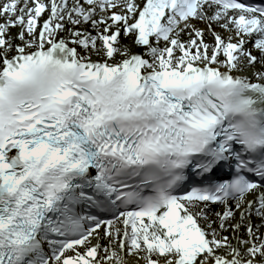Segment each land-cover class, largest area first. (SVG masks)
<instances>
[{"label": "snow or ice", "instance_id": "snow-or-ice-1", "mask_svg": "<svg viewBox=\"0 0 264 264\" xmlns=\"http://www.w3.org/2000/svg\"><path fill=\"white\" fill-rule=\"evenodd\" d=\"M130 257L264 264V0H0V264Z\"/></svg>", "mask_w": 264, "mask_h": 264}, {"label": "bare ground", "instance_id": "bare-ground-1", "mask_svg": "<svg viewBox=\"0 0 264 264\" xmlns=\"http://www.w3.org/2000/svg\"><path fill=\"white\" fill-rule=\"evenodd\" d=\"M14 31H15V29H14ZM62 35H63V33H62ZM125 42H129V41L125 38ZM131 261H132V258L130 257V264H131Z\"/></svg>", "mask_w": 264, "mask_h": 264}]
</instances>
